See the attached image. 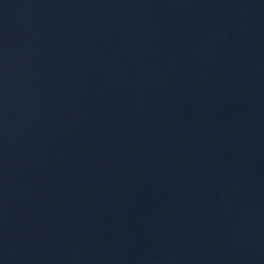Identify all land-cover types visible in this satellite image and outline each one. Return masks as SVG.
I'll list each match as a JSON object with an SVG mask.
<instances>
[{"label": "water", "instance_id": "95a60500", "mask_svg": "<svg viewBox=\"0 0 264 264\" xmlns=\"http://www.w3.org/2000/svg\"><path fill=\"white\" fill-rule=\"evenodd\" d=\"M0 264H264V0H0Z\"/></svg>", "mask_w": 264, "mask_h": 264}]
</instances>
